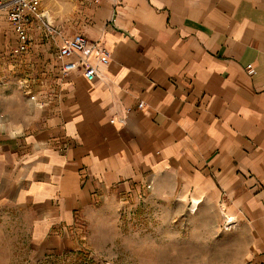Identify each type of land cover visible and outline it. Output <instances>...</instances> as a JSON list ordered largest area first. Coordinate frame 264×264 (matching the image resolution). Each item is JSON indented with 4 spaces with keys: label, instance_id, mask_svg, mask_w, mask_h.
Returning a JSON list of instances; mask_svg holds the SVG:
<instances>
[{
    "label": "crops",
    "instance_id": "1",
    "mask_svg": "<svg viewBox=\"0 0 264 264\" xmlns=\"http://www.w3.org/2000/svg\"><path fill=\"white\" fill-rule=\"evenodd\" d=\"M79 33L110 63L92 56L97 76L55 80L49 101L58 47L14 59L0 11V206L23 214L36 258L152 182L158 198L214 190L251 230L245 264H264V0H101ZM30 64L44 107L19 86Z\"/></svg>",
    "mask_w": 264,
    "mask_h": 264
},
{
    "label": "rangeland",
    "instance_id": "2",
    "mask_svg": "<svg viewBox=\"0 0 264 264\" xmlns=\"http://www.w3.org/2000/svg\"><path fill=\"white\" fill-rule=\"evenodd\" d=\"M97 2L42 0L40 12L43 22L58 30L56 42L61 44L79 33ZM43 22L34 28L32 45L55 47L43 36ZM0 184L4 190L1 179ZM174 188L172 183V199L158 198L151 190L120 197L80 221L81 238L74 249L42 258H36L23 214L0 206V264H245L251 230L219 195L209 189L201 196L181 195Z\"/></svg>",
    "mask_w": 264,
    "mask_h": 264
},
{
    "label": "built area",
    "instance_id": "3",
    "mask_svg": "<svg viewBox=\"0 0 264 264\" xmlns=\"http://www.w3.org/2000/svg\"><path fill=\"white\" fill-rule=\"evenodd\" d=\"M101 1V0H97ZM42 0H0V11L5 12L8 21L17 36L18 44L12 49V57L19 59L28 54L29 48L32 45L34 28L45 20V15L41 11ZM44 23L43 36L47 41H52L57 50L58 64L54 68L44 67V75H48L52 80L51 91L48 95L49 101L57 100L59 93L56 87L55 80L66 79L77 71H83L87 79H94L97 74V68L91 64V57L94 56L98 63L102 66H107L111 60V54L99 41H92L83 34H75L72 37L63 40L61 44L56 42L59 33L50 24ZM56 42V43H55ZM249 71L253 72L252 66ZM37 69L34 64L29 65V69L19 80V86L29 99L37 103L39 107H44L45 104L39 99V92L35 91V87H40L46 84L42 81L39 75L36 74ZM48 78V77H47ZM144 103H140L138 108L143 109ZM153 183L149 182L146 190H152ZM127 196H122V200H126Z\"/></svg>",
    "mask_w": 264,
    "mask_h": 264
},
{
    "label": "bare ground",
    "instance_id": "4",
    "mask_svg": "<svg viewBox=\"0 0 264 264\" xmlns=\"http://www.w3.org/2000/svg\"><path fill=\"white\" fill-rule=\"evenodd\" d=\"M193 204H194V206H193V208H196L197 206H198V204H199V201H198V199L197 198H194L193 199ZM194 210V209H193ZM232 221H233V219L232 220H230V222L232 223Z\"/></svg>",
    "mask_w": 264,
    "mask_h": 264
}]
</instances>
